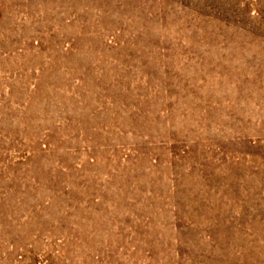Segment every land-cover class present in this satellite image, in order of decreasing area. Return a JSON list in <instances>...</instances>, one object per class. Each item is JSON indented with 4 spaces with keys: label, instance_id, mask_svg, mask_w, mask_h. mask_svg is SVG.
I'll return each mask as SVG.
<instances>
[{
    "label": "rangeland",
    "instance_id": "obj_1",
    "mask_svg": "<svg viewBox=\"0 0 264 264\" xmlns=\"http://www.w3.org/2000/svg\"><path fill=\"white\" fill-rule=\"evenodd\" d=\"M0 264H264V0H0Z\"/></svg>",
    "mask_w": 264,
    "mask_h": 264
}]
</instances>
